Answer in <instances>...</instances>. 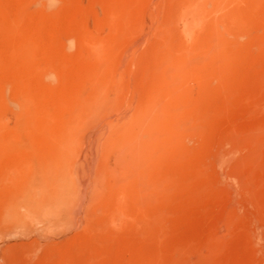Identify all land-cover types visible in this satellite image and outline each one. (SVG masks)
<instances>
[{"label": "rangeland", "instance_id": "374dc122", "mask_svg": "<svg viewBox=\"0 0 264 264\" xmlns=\"http://www.w3.org/2000/svg\"><path fill=\"white\" fill-rule=\"evenodd\" d=\"M43 2L0 0V264H264V0L205 19L201 0ZM28 42L32 63L14 61ZM98 75L103 108L69 128ZM153 104L161 131L190 129L146 167L131 142ZM28 105L52 145L8 125Z\"/></svg>", "mask_w": 264, "mask_h": 264}, {"label": "bare ground", "instance_id": "6f19581e", "mask_svg": "<svg viewBox=\"0 0 264 264\" xmlns=\"http://www.w3.org/2000/svg\"><path fill=\"white\" fill-rule=\"evenodd\" d=\"M202 1V6L204 5L203 3L205 2V6L203 7V10L202 7L200 8H197L198 11L196 10V7L194 6L195 9H191L193 11V13H195L196 11L198 13H200L199 11L201 10V12H204L203 15L204 17L200 16V14H198V22L199 20L202 21L203 19H200L201 17L205 19V17H208L209 15H207V13H217V11H219L221 8H224V4H225V8H224V11L227 9L226 7L228 5H226L228 2H234L235 0H201ZM39 2V1H38ZM46 4V6H54L56 4V0H44L43 4ZM44 4V5H45ZM198 5V4H197ZM196 5V6H197ZM200 5V4H199ZM198 5V6H199ZM200 5V6H201ZM212 5V6H211ZM210 6L213 7L212 10H210ZM191 7V6H190ZM200 9V10H199ZM189 10V9H188ZM223 10V9H222ZM195 11V12H194ZM190 12V11H189ZM196 12V13H197ZM207 16H205V15ZM230 15V14H229ZM234 18V17H233ZM196 19V20H197ZM208 19V18H207ZM204 22V21H202ZM205 24V23H204ZM199 26V25H198ZM202 26V25H201ZM9 27V26H8ZM11 27L7 28V31H10L9 29H11ZM215 29V28H214ZM6 30V29H5ZM209 37V36H208ZM214 38V37H213ZM216 41V40H215ZM205 45V44H204ZM34 47L33 44L31 43H23L21 45H18V47L14 50V61L16 62H20V63H25L26 65L29 64V63H32L33 61V57L35 55V51H34ZM183 52V51H182ZM220 52V51H219ZM218 52V54H219ZM201 53V52H200ZM211 53V52H209ZM187 54V53H186ZM203 55V54H202ZM211 55V54H210ZM217 55V53H216ZM195 57V56H194ZM219 56H217L218 58ZM201 58V57H200ZM221 58V57H220ZM216 59V58H215ZM201 60V59H200ZM199 59L197 61H200ZM214 60V59H212ZM210 60V56L208 55L207 57V60L205 62H210L212 61ZM192 62V61H191ZM190 62V63H191ZM213 62V61H212ZM217 62V61H216ZM194 63V62H193ZM192 63V64H193ZM204 63V62H203ZM205 64V63H204ZM209 64V63H208ZM189 65V64H188ZM197 65V62L196 64L193 66H196ZM201 65V63H200ZM199 65V66H200ZM190 67L192 65H189ZM207 66V65H206ZM189 67V68H190ZM198 67V65H197ZM196 67V68H197ZM104 68V67H103ZM195 68V67H194ZM195 68V69H196ZM194 69V70H195ZM202 69V68H200ZM101 71V70H100ZM171 71V70H170ZM191 71V70H190ZM203 71V70H202ZM104 72V71H103ZM196 72V71H195ZM193 72L194 74H197ZM49 72L47 73H39L37 71V74H35V77L37 78H43V82L46 81V79L44 80V78H52V72L51 74H48ZM192 73V74H193ZM201 73V72H200ZM191 74V73H190ZM107 75V74H106ZM176 76V75H175ZM201 76V75H200ZM100 78H101V75L97 76V80H96V84H98L97 86H99V94L94 97L91 101L89 102H83L79 107L78 109H76V114L74 115V118L71 119L68 123L66 122L67 126L69 128H77L78 124H79V121H81L82 117H83V114L87 113V112H93V111H96V110H99L101 108H103V104L105 103L104 99H103V95L104 93L106 92V85H101L100 84ZM104 78V77H103ZM168 79V78H167ZM49 80V79H48ZM51 80V79H50ZM39 81V80H38ZM52 81V80H51ZM108 82V81H107ZM42 83V82H41ZM49 83H52V82H49ZM179 83V82H178ZM109 85V84H108ZM94 87V86H93ZM174 88V87H173ZM174 91V90H173ZM181 92V91H180ZM181 96V95H180ZM184 96V95H183ZM111 97V96H110ZM175 97V96H174ZM83 98V97H82ZM180 102V101H179ZM108 104V103H107ZM34 105H28V106H24L23 108H21V111L19 112L18 111V114H19V119H17V121H13V122H10L8 123V125H11V128L12 126H17L18 128H29V129H37V132L35 133H38L37 135V141L40 140V142H43L45 144L48 143V145L50 146V144L52 145L53 141H56L54 138V136L48 131V130H43L44 128L39 129V126L40 124L42 123V118H41V115L43 113H38L36 112L35 110V106L33 107ZM170 106V105H169ZM148 107V106H146ZM77 108V107H76ZM170 108V107H169ZM163 109V108H161ZM103 110V109H102ZM158 106L155 104L153 105H150L147 110H146V115H144V119H142V123L144 125V127H149L151 128L152 130V136L150 139L148 140H141L139 139L138 137L136 139H133L131 142V147L133 149V153H134V158H135V162L138 164V165H141V166H146V167H149L151 164H155L153 163L155 160H159L161 158H165V156L167 157V155L169 154H173L175 153L179 148H180V143H181V140H183V137L185 135V133L190 129V125H189V122L185 121V120H175V123L170 124L172 125V130L169 131L168 133L166 132H163L159 129V127H161L159 125V121H158V118H159V112H158ZM162 111H165L162 110ZM168 111V110H167ZM173 111V110H172ZM97 112V111H96ZM17 113V112H16ZM75 113V112H74ZM161 113V112H160ZM173 113V112H172ZM68 115V114H67ZM70 115V114H69ZM139 115V114H138ZM137 115V116H138ZM173 115V114H172ZM72 116V115H70ZM91 116V115H90ZM93 117V116H92ZM97 117V116H96ZM17 118V117H16ZM140 118V117H139ZM138 118V119H139ZM85 119V118H84ZM166 119V118H165ZM10 120V119H9ZM90 120V118H89ZM88 120V121H89ZM92 120V119H91ZM140 120V119H139ZM163 120V119H162ZM171 120V118L169 119ZM188 120V119H187ZM2 122V121H1ZM87 122V120H86ZM174 122V121H173ZM3 123V122H2ZM2 123H0V126L2 125ZM90 123V122H89ZM163 123V122H162ZM7 124V123H6ZM141 124V122H140ZM7 125V126H8ZM168 125V124H167ZM82 126V124H81ZM84 126V125H83ZM139 126V125H138ZM6 127V126H5ZM9 127V126H8ZM79 127V126H78ZM16 128V127H15ZM17 129V128H16ZM19 130V129H18ZM71 132L69 131L68 134H70ZM14 136V135H13ZM17 136V135H16ZM10 137V136H8ZM7 137V138H8ZM235 137V136H234ZM237 137V136H236ZM2 138V137H1ZM6 138V137H5ZM15 138V137H14ZM13 138V139H14ZM10 139V138H9ZM237 139V138H236ZM6 141V140H4ZM11 141V140H10ZM233 141V140H232ZM234 141H237L238 140H234ZM0 142H1V139H0ZM3 142V141H2ZM9 142V140H8ZM17 142V144L19 145L20 148H22V141L21 139H16L14 141V143ZM236 143V142H235ZM12 144V143H11ZM16 144V145H17ZM235 145V144H233ZM10 146V144H9ZM228 146V145H227ZM239 146V145H238ZM9 148V147H8ZM14 148H15V145H14ZM12 148V149H14ZM53 148V147H52ZM221 148V147H220ZM233 149V148H232ZM1 150V149H0ZM32 150V149H30ZM179 151V150H178ZM183 151V150H182ZM234 151V150H233ZM24 153H22V155H28L30 154V151L25 149V151H22ZM219 152V151H218ZM3 153V152H2ZM32 153V152H31ZM59 153V152H58ZM178 153V152H176ZM4 154V153H3ZM181 154V153H180ZM218 154V153H217ZM232 154V152H231ZM21 155V153H20ZM60 155V154H59ZM178 155V154H177ZM34 156V155H33ZM173 156V155H172ZM176 156V155H175ZM220 156V155H219ZM221 157V156H220ZM62 159V158H61ZM61 162H63L64 164V160H61ZM62 164V163H61ZM241 164V163H240ZM226 165V164H225ZM153 166V165H152ZM243 167V166H242ZM62 168V167H61ZM240 168V167H239ZM62 170V169H61ZM236 170V169H235ZM64 171V170H63ZM239 171V169H238ZM238 171L236 170V172H234V174H238ZM241 172V171H240ZM62 173V172H60ZM26 176V175H25ZM66 175L64 173H62V179L60 178V180H62L58 186V189H57V195H58V199L60 200H66L67 198V194H68V187H67V180H66ZM65 178V179H64ZM32 179V177H31ZM30 179V180H31ZM39 181V180H38ZM37 181V183L35 181H30L31 183V186H29V189H28V192L30 194L31 191H34V190H40V186H39V182ZM243 181V180H242ZM28 188V187H27ZM26 191V190H25ZM35 192V191H34ZM33 192V193H34ZM28 198H30V196H28ZM35 199V198H34ZM31 203L33 204L34 203V200L31 201ZM16 205L13 206L12 204V208H11V212L13 215L15 216H19V214L21 213V208H22V204L21 203H14ZM25 204V203H24ZM23 204V205H24ZM30 204V202H29ZM28 204V205H29ZM30 204V205H32ZM27 205V204H26ZM35 205V204H34Z\"/></svg>", "mask_w": 264, "mask_h": 264}]
</instances>
